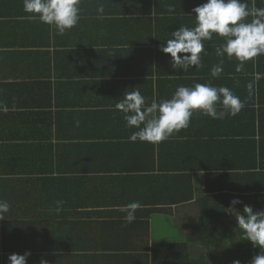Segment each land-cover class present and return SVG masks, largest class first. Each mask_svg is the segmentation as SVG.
<instances>
[{"label": "crops", "instance_id": "crops-1", "mask_svg": "<svg viewBox=\"0 0 264 264\" xmlns=\"http://www.w3.org/2000/svg\"><path fill=\"white\" fill-rule=\"evenodd\" d=\"M205 2L81 0L79 22L60 34L26 19L23 0H0V103L9 107L0 112V200L10 205L0 264L26 252V264L236 259L232 208L264 211V78L251 95L246 87L264 74V56L236 72L235 58L216 56L223 38L214 34L202 67H173L159 49L179 26L194 25L192 9ZM195 83L228 87L245 106L223 119L196 112L162 142L129 139L135 129L115 109L125 90L137 87L150 104ZM135 201L129 224L124 206Z\"/></svg>", "mask_w": 264, "mask_h": 264}, {"label": "clouds", "instance_id": "clouds-1", "mask_svg": "<svg viewBox=\"0 0 264 264\" xmlns=\"http://www.w3.org/2000/svg\"><path fill=\"white\" fill-rule=\"evenodd\" d=\"M264 4V0H261ZM81 0H23L25 18L39 21L55 28L60 34L75 27L80 19ZM174 9L169 8L172 12ZM103 13V7L97 9ZM195 23L192 27L179 26L170 34V38L159 50L170 56L173 67L188 72L189 69L202 67V53L205 55L204 41H210L213 35L223 38V43L216 47V56L235 58L238 63L236 72H241L244 64L258 56H264V7L249 6L247 0H206L205 3L192 9ZM189 16H192L189 14ZM193 17V16H192ZM186 54V55H178ZM223 71V60L211 69V76L218 78ZM264 78V74L256 72L246 87L251 95L255 83ZM244 102L230 88L195 83L191 87L178 86L170 99H152L151 103L136 87L125 90L115 104V109L123 114L125 125L134 128L129 139L133 142H162L174 133L187 129L191 117L199 112L212 119H223L235 116L244 108ZM9 107L0 103V112L7 113ZM63 201H56L54 211L60 213ZM237 198L231 201L233 206L240 204ZM141 207L138 201L124 206L126 223L135 220V212ZM10 205L0 200V219L8 213ZM235 212L237 227L242 230L245 240L260 253L254 256L251 264H264V211H253L245 205ZM30 253L11 254L8 264H26ZM40 264H48L41 260ZM232 264H240L234 260Z\"/></svg>", "mask_w": 264, "mask_h": 264}, {"label": "trees", "instance_id": "trees-1", "mask_svg": "<svg viewBox=\"0 0 264 264\" xmlns=\"http://www.w3.org/2000/svg\"><path fill=\"white\" fill-rule=\"evenodd\" d=\"M254 167H256V164L254 165ZM253 176H254V179H257L256 178L257 174H253ZM257 189L259 190V187ZM200 221L204 222L203 217H200ZM223 234H224V232H223ZM237 241H238L237 242V248L235 249L236 254L234 255V257L236 259H234V260H239L240 264H251L252 258L260 253V249L253 247V245L249 241L245 240V238L242 234V230L238 232ZM172 245H174V244H172ZM177 246L181 247L182 245L180 244ZM182 247L185 248L184 246H182ZM202 264H206V263H202ZM226 264H232V263L227 260Z\"/></svg>", "mask_w": 264, "mask_h": 264}]
</instances>
